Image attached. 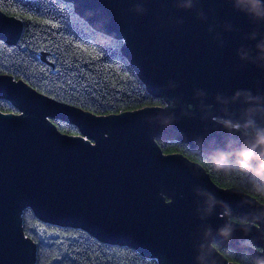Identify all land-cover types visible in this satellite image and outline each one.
<instances>
[{"label":"water","instance_id":"1","mask_svg":"<svg viewBox=\"0 0 264 264\" xmlns=\"http://www.w3.org/2000/svg\"><path fill=\"white\" fill-rule=\"evenodd\" d=\"M70 1L95 27L123 39L155 96L177 98L184 111L178 106L168 126L146 119L165 106L100 116L0 74V98L21 110L0 111V264L34 262L20 219L26 204L44 221L163 264H240L215 244L264 258V203L218 185L199 162L165 154L158 144L179 141L205 153L239 136L221 121L264 115V53L256 48L264 22H252L232 0H199L207 19L177 0ZM22 33V21L0 9V40L16 44ZM54 120L77 126L80 135L62 132ZM204 192L222 202L207 215ZM224 204L232 214L228 238L217 233L229 219Z\"/></svg>","mask_w":264,"mask_h":264},{"label":"trees","instance_id":"2","mask_svg":"<svg viewBox=\"0 0 264 264\" xmlns=\"http://www.w3.org/2000/svg\"><path fill=\"white\" fill-rule=\"evenodd\" d=\"M0 9L23 23L16 44L0 40V74L100 116L165 106V99L155 96L124 53V40L95 27L70 0H0ZM0 111L21 112L1 98ZM54 122L64 133L80 135L77 126ZM158 144L165 154L181 153L199 162L218 185L239 187L264 203V195L247 190L234 176L214 171L203 152L193 151L189 144L168 140ZM20 219L34 245L33 264H163L160 257L134 247L102 242L78 227L44 221L29 204L23 206ZM215 246L230 262H254L250 252Z\"/></svg>","mask_w":264,"mask_h":264},{"label":"clouds","instance_id":"3","mask_svg":"<svg viewBox=\"0 0 264 264\" xmlns=\"http://www.w3.org/2000/svg\"><path fill=\"white\" fill-rule=\"evenodd\" d=\"M233 7L244 12L252 22H264V0H232ZM199 0H177L176 6L182 9H193L198 18L207 19L205 13L197 7ZM136 11H145L142 4L136 5ZM178 23H183L178 20ZM211 30V29H210ZM257 33L253 31L249 38L255 39ZM256 48L259 53H264V41L257 42ZM243 58V57H242ZM264 58V57H262ZM175 87V86H173ZM165 107L154 116L146 119L157 120L162 126H168L177 118L175 109L180 106L183 114V106L179 105L177 98L165 100ZM192 107V105H188ZM264 115H257L243 122H232L231 120L221 121L224 127L232 132L235 130L239 136L230 137L223 146H216L211 151L203 153L206 161L213 170L225 176H234L239 184L247 190L264 195ZM206 196L204 214H210L218 201L211 193H201ZM224 215L228 221L217 229V233L224 238L231 236L233 224L231 223V209L224 204ZM212 229L205 231L206 236H211ZM253 264H264V258H254Z\"/></svg>","mask_w":264,"mask_h":264},{"label":"snow or ice","instance_id":"4","mask_svg":"<svg viewBox=\"0 0 264 264\" xmlns=\"http://www.w3.org/2000/svg\"><path fill=\"white\" fill-rule=\"evenodd\" d=\"M50 23V21H48Z\"/></svg>","mask_w":264,"mask_h":264},{"label":"rangeland","instance_id":"5","mask_svg":"<svg viewBox=\"0 0 264 264\" xmlns=\"http://www.w3.org/2000/svg\"><path fill=\"white\" fill-rule=\"evenodd\" d=\"M23 112V111H22Z\"/></svg>","mask_w":264,"mask_h":264}]
</instances>
